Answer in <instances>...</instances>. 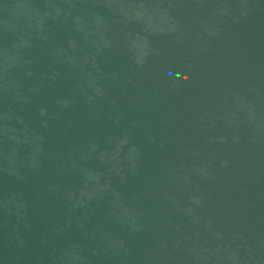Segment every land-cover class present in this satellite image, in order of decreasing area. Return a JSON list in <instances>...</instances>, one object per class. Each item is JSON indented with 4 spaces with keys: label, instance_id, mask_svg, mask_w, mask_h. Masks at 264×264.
<instances>
[{
    "label": "water",
    "instance_id": "95a60500",
    "mask_svg": "<svg viewBox=\"0 0 264 264\" xmlns=\"http://www.w3.org/2000/svg\"><path fill=\"white\" fill-rule=\"evenodd\" d=\"M0 264H264V0H0Z\"/></svg>",
    "mask_w": 264,
    "mask_h": 264
}]
</instances>
